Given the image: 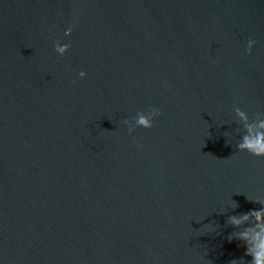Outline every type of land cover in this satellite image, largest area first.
Segmentation results:
<instances>
[{
  "label": "water",
  "instance_id": "obj_1",
  "mask_svg": "<svg viewBox=\"0 0 264 264\" xmlns=\"http://www.w3.org/2000/svg\"><path fill=\"white\" fill-rule=\"evenodd\" d=\"M260 121L264 0H0V264H251Z\"/></svg>",
  "mask_w": 264,
  "mask_h": 264
},
{
  "label": "clouds",
  "instance_id": "obj_2",
  "mask_svg": "<svg viewBox=\"0 0 264 264\" xmlns=\"http://www.w3.org/2000/svg\"><path fill=\"white\" fill-rule=\"evenodd\" d=\"M57 51L63 53L65 48H58ZM81 76L83 77L84 73H81ZM155 114L159 116L161 113L156 109ZM238 114L247 119L244 113ZM138 123L146 129L153 127V124L143 116L140 117ZM237 149L240 152H247L255 157L264 158V121L258 122L255 127L251 124L247 125L246 134L237 144ZM256 202L259 203L260 201ZM253 219L254 223L246 224ZM229 223L237 228L243 225V230L238 233L236 239L240 240L245 247V255L251 257V264H264V207L241 216H231ZM229 239L231 240L232 237ZM230 264H241V262L232 260Z\"/></svg>",
  "mask_w": 264,
  "mask_h": 264
}]
</instances>
